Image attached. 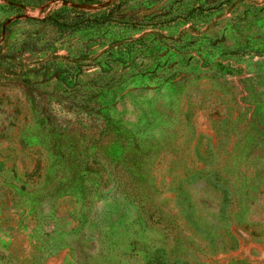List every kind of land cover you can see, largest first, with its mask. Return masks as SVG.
<instances>
[{
	"label": "rangeland",
	"instance_id": "obj_1",
	"mask_svg": "<svg viewBox=\"0 0 264 264\" xmlns=\"http://www.w3.org/2000/svg\"><path fill=\"white\" fill-rule=\"evenodd\" d=\"M4 21L56 40L27 68L96 74L37 104L0 82V264H264V0H0Z\"/></svg>",
	"mask_w": 264,
	"mask_h": 264
},
{
	"label": "trees",
	"instance_id": "obj_2",
	"mask_svg": "<svg viewBox=\"0 0 264 264\" xmlns=\"http://www.w3.org/2000/svg\"><path fill=\"white\" fill-rule=\"evenodd\" d=\"M79 2H91L95 0H78ZM65 14H50L47 19L61 29L62 32H74L77 29H81L84 26L93 25L91 18H85L81 16H72ZM9 19V18H8ZM7 20V19H6ZM100 21L99 23H103ZM8 23L0 22V82H22L25 83L28 89L32 92V95L36 97L34 103L37 104V97L47 94V88L56 86L58 84H66L73 86L67 93L62 91L56 94L59 97L64 92L65 96L78 98L79 92L77 81L80 75H88L91 78L95 77V72L87 69L85 64L68 65L63 63V59L67 56H52L48 58L42 57L32 68H27L26 60L28 55H47V52L56 48V40H46L40 43L37 40H24L19 45L15 42H9V26ZM4 34H6L4 36ZM55 50H52L54 52ZM79 57H74L78 59ZM73 95V96H70ZM36 108V106H35ZM82 109V108H81ZM49 111V110H48ZM53 115L56 113L52 112Z\"/></svg>",
	"mask_w": 264,
	"mask_h": 264
}]
</instances>
